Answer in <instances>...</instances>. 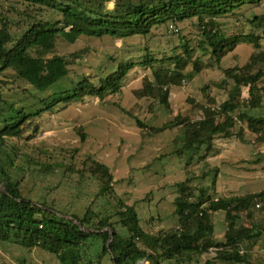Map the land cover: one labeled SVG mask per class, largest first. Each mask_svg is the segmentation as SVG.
<instances>
[{"label":"trees","instance_id":"trees-1","mask_svg":"<svg viewBox=\"0 0 264 264\" xmlns=\"http://www.w3.org/2000/svg\"><path fill=\"white\" fill-rule=\"evenodd\" d=\"M13 1L16 5L7 8L0 3V185L5 188V192L0 191V242L28 249L40 248L53 254L59 264H105L106 257L111 264L114 261L115 264H141L142 261L148 264H212L215 259L228 264L249 263L250 253L241 247L248 246L251 251L258 242L264 241V190L217 198L210 196L219 169L210 166L208 159L215 155L216 139H242L245 129L264 143V115L250 113L263 108L264 50L260 36L253 33L231 35L218 25L219 19H237L264 0ZM186 23L196 26L201 48H209L210 59L215 63H222V59L241 43L253 45V51L242 67L224 68L225 77L233 81L224 102L216 105L215 100L207 96L208 87L205 86L202 92L209 105H200L197 116L178 115L171 121L178 123L172 154L187 166H201L199 175L187 171V177L174 184L177 197L173 214L177 227L154 233L145 230L136 206L129 205L116 193L110 169L89 156L80 161L76 172L80 180L90 179L96 191L80 194L78 187L82 184L79 180L70 199L90 196L91 201L83 210L70 201L65 208L56 206L54 201H34L25 196L26 177L53 174L58 164L48 162L52 159L45 157L44 151L34 157L25 154L19 144L10 140L12 137L34 138L39 131L34 118L40 112L29 114L16 102L10 104L3 99L4 89L15 83L4 73L11 72L16 79L44 93L68 79L69 67L76 64L79 52L87 50L57 53L58 41L72 45L79 39L110 42L131 36L146 38L160 26L170 30ZM248 23L264 33V14L254 15ZM182 46L184 56L171 57L177 74L168 68L152 67L151 76H144L141 86L134 91L137 99H151L164 111H170L169 86H179L188 75L182 70L192 50L187 41L182 42ZM132 67L131 63H119L105 80L96 83L86 75L77 84L70 81L69 89L60 90L44 100L45 108L51 109L59 103L63 93L67 100L80 99L85 94L103 99L120 92L124 77ZM193 69L200 71L198 60L193 61ZM243 87L247 88L246 98L241 97ZM187 100L197 106L194 99ZM135 120L140 134L147 135L144 123L138 117ZM78 133L83 141V133ZM207 177H210L209 186L194 184ZM60 187L61 183L57 182L50 190ZM216 212L224 214L226 229L222 241L214 239L212 216ZM60 214L72 217L94 232L82 231ZM108 229L113 231L112 237ZM101 230L104 231L98 232Z\"/></svg>","mask_w":264,"mask_h":264},{"label":"rangeland","instance_id":"rangeland-1","mask_svg":"<svg viewBox=\"0 0 264 264\" xmlns=\"http://www.w3.org/2000/svg\"><path fill=\"white\" fill-rule=\"evenodd\" d=\"M0 3L4 8L16 5L13 0H1ZM260 14H264V2L255 9L250 8L237 19H219L218 25L223 32L231 35H259L264 50V33L248 23L254 15ZM96 40L79 39L72 45L58 41L57 53L79 52L84 48L87 50L84 53L79 52L76 64L69 67V78L44 93L16 79L13 73H4L15 83L4 89L3 99L10 104L16 102L29 114L40 112L34 118L39 130L34 138L24 140L12 137L10 140L19 144L23 153L34 157V154L39 155L44 151L45 157L50 156L52 159L48 162L58 164L53 174L26 177L23 194L34 201L45 199L49 203L54 201L56 206L66 208L68 201L75 194V183L81 179L76 172L80 161L89 156L110 169L116 193L129 205L136 206L145 230L153 233L169 231L177 227V219L173 214L177 197L174 184L183 181L187 177V171L199 175L201 167L187 166L172 154L178 123L173 124L171 121L178 115H199V106L209 105L207 96L214 99L216 105L224 102L233 86V81L225 77L224 68L242 67L249 59L253 45L238 44L222 59V63L218 64L210 59L209 48H201L200 32L191 23L179 24L177 28L170 30L166 26H160L146 38L131 36L110 42ZM185 41L192 50L182 70L188 75L179 86H169L170 111H164L151 99H137L134 91L141 86L144 76H151L152 67L168 68L177 74L178 70L171 57L184 56L182 42ZM194 60H198L200 64L199 72L193 69ZM123 62L131 63L133 67L124 77L120 92L103 99L85 94L80 99L67 100L63 93L59 96V103L51 109L45 108L44 100L50 99L60 90L69 89L70 81L77 84L84 75L89 76L95 83L101 79L105 80L106 76ZM205 86L208 87L207 96L202 92ZM241 97H248L247 88H241ZM188 98L194 99L197 106L189 104ZM262 102L261 110L250 113L264 115V95ZM137 117L144 123V133L147 135L140 134L135 120ZM243 127L245 129V126ZM79 131L84 135L83 141ZM245 132L242 139L233 137L215 140L216 152L208 161L210 166L218 167L219 173L215 189L210 191V196L217 198L264 190V143L258 141L256 135L248 133L247 129ZM76 149L78 152H74ZM88 166L89 164L85 169ZM69 168L72 172H68ZM57 182L61 183V187L51 191ZM80 182V194H93L96 191L90 179L84 178ZM194 184L197 187H207L210 177L198 179ZM74 200L70 201L73 202L72 205L83 210L88 206L91 197L84 196L83 199ZM212 223L214 239L222 241L226 229L224 214L214 213ZM241 249L250 253L247 264H264V241L258 242L251 251L248 246H242ZM212 262L228 264L220 259ZM104 263L111 264L107 257L104 258ZM140 263L148 264L143 261ZM0 264L59 263L53 254L40 248L28 249L11 242H0Z\"/></svg>","mask_w":264,"mask_h":264},{"label":"water","instance_id":"water-1","mask_svg":"<svg viewBox=\"0 0 264 264\" xmlns=\"http://www.w3.org/2000/svg\"><path fill=\"white\" fill-rule=\"evenodd\" d=\"M0 191H3V192H5V188L3 187V186H0ZM63 218H65V219H67V220H70V221H72L73 223H75L78 227H80V229L82 230V231H84V232H94L93 230H88V229H86V228H84V227H82L81 226V224L78 222V221H76L75 219H73L72 217H69V216H66V215H63V214H60ZM105 230V229H104ZM104 230H101V231H98V232H102V231H104ZM108 231H109V234H110V237H112L113 236V231L111 230V229H108ZM111 242V239L110 240H108V244ZM114 264H115V261H114Z\"/></svg>","mask_w":264,"mask_h":264}]
</instances>
